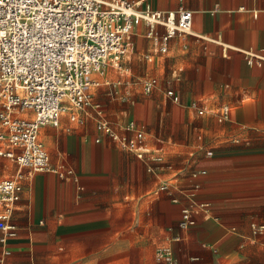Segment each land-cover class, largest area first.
<instances>
[{
	"label": "crops",
	"instance_id": "1",
	"mask_svg": "<svg viewBox=\"0 0 264 264\" xmlns=\"http://www.w3.org/2000/svg\"><path fill=\"white\" fill-rule=\"evenodd\" d=\"M147 4L192 13L190 33L170 39L165 53L153 49L141 23L121 68L111 67L119 74L131 70L125 64L136 51L146 60L137 63L142 93L152 91L143 90L148 78L156 80L155 90L135 102L121 79L94 74L93 87H106L90 91L115 130L129 121L143 126L148 148L166 165L149 172L96 129L93 110L83 123L64 116L58 127L43 126L39 139L50 164L73 176L18 166L15 177L2 178H18L22 191L11 217L17 236L6 245L8 255L0 244V264H163L157 250L165 245L177 264H264V62L248 65L243 55L264 49V0ZM222 106L230 114L219 121ZM191 172L198 174L191 178ZM162 184L167 188L160 190ZM193 185L195 222L181 230Z\"/></svg>",
	"mask_w": 264,
	"mask_h": 264
},
{
	"label": "built area",
	"instance_id": "2",
	"mask_svg": "<svg viewBox=\"0 0 264 264\" xmlns=\"http://www.w3.org/2000/svg\"><path fill=\"white\" fill-rule=\"evenodd\" d=\"M141 23L148 29L146 37L153 49L165 53L170 39L190 33L192 13L182 7L177 12L153 10L147 0H0V155L31 173L73 176L72 171L50 164L39 139L40 129L58 127L64 116L70 122L83 123L93 110L98 116V131L133 153L149 172L163 168L164 157L148 148L144 127L129 121L122 132L115 130L101 117L102 107L92 101L90 91L98 85L94 74H103L107 67L121 68L131 51L134 30ZM158 26L163 27V33L156 30ZM243 55L248 65L264 62V49L245 50ZM155 84V79H146L144 92L149 93ZM166 94L173 102H180L173 90ZM190 106L198 114L204 113L197 103ZM229 114L228 106L220 107L218 120L228 119ZM197 174L191 172L190 176ZM166 188L165 184L160 186V190ZM195 190L193 185L187 192L191 202L181 210V230L194 225L193 213L198 207ZM21 191L18 178L0 180L4 255L10 253L8 241L17 236L11 217ZM157 256L163 264H177L169 245L160 247Z\"/></svg>",
	"mask_w": 264,
	"mask_h": 264
},
{
	"label": "rangeland",
	"instance_id": "3",
	"mask_svg": "<svg viewBox=\"0 0 264 264\" xmlns=\"http://www.w3.org/2000/svg\"><path fill=\"white\" fill-rule=\"evenodd\" d=\"M139 62H146V60L135 51L133 53V55L131 56L130 60L128 61V63L125 64L126 66H130L131 70H128V71L123 70V71H121L122 73L119 74L113 68L108 67L107 71L104 72L102 74V76L98 75V77L101 80V78L105 74H108L110 79H113V80L121 79L122 83H125L126 87H128L131 90L130 95H132V97L135 98V100H136L135 102H137L139 100H144L145 97H148L155 90V88H153L149 94L144 95L142 93V83H141V78H140V73H139L141 67L139 64H137ZM105 87L106 86L93 87V92L97 95L99 90H101L102 88H105ZM151 106H152V102L149 101L146 110L149 111ZM198 117H200V116H198ZM40 137L42 139L43 131H42ZM4 149H8V148H6V145H4ZM18 168L19 167L16 163H14L13 161L9 160L8 158L0 155V179H2L4 177H15Z\"/></svg>",
	"mask_w": 264,
	"mask_h": 264
}]
</instances>
